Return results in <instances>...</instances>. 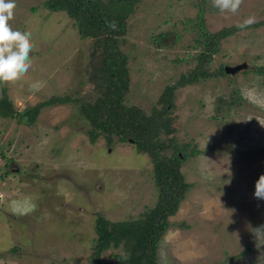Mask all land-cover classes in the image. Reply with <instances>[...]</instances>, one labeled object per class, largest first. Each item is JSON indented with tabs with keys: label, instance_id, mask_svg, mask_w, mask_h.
<instances>
[{
	"label": "rangeland",
	"instance_id": "374dc122",
	"mask_svg": "<svg viewBox=\"0 0 264 264\" xmlns=\"http://www.w3.org/2000/svg\"><path fill=\"white\" fill-rule=\"evenodd\" d=\"M44 0H15V29L32 33V65L20 80L0 83L17 110L53 95L72 98L44 105L34 121L0 115V264H97L92 261L95 217L139 216L154 205L158 188L147 152L131 139L90 140V123L79 98L92 38H81L65 11ZM199 0H141L127 19L121 49L128 55L127 105L160 107L164 87L196 62ZM210 30L264 19V0H243L236 14L221 13L204 1ZM172 30L173 45L154 36ZM209 63L246 62L234 73L217 74L177 87L171 110L177 142L187 144L180 166L191 182L177 211L169 216L157 245L162 264H264V200L254 198L264 174V24L237 28L220 41ZM241 97L217 111L219 96ZM262 124V125H261ZM165 150V149H164ZM170 153V149L165 150ZM231 173V175H229ZM245 246L253 249L240 253ZM111 249L101 257L116 264Z\"/></svg>",
	"mask_w": 264,
	"mask_h": 264
},
{
	"label": "trees",
	"instance_id": "16d2710c",
	"mask_svg": "<svg viewBox=\"0 0 264 264\" xmlns=\"http://www.w3.org/2000/svg\"><path fill=\"white\" fill-rule=\"evenodd\" d=\"M141 0H44L43 5L51 11H65L72 18L81 38H92L89 53V66L86 79L92 83L90 90L79 98L81 116L88 120L90 140L99 135L106 136L111 142L116 134L119 140L131 139L142 152H147L153 163L154 180L158 195L154 205L144 209L139 216L124 219H110L100 211L96 212V237L92 245L91 260L97 264H108L101 257L102 252L111 249L116 264H162L157 259V245L160 237L171 225L169 216L174 214L191 182L184 179L180 170L188 154L187 144L179 143L171 110L174 107V92L177 87L199 82L214 75L226 74L225 64L215 71L209 69L214 52L219 49L222 38L238 27L223 26L210 30L205 24L204 1L199 0L198 35L195 45L200 49L195 54L193 66L179 74L172 83L167 84L158 98L160 107L153 106L150 111L137 106L127 105L124 100L130 88L128 55L121 49L120 43L127 32V19L135 12ZM115 21L117 28L112 30L106 22ZM264 24V19L253 25ZM176 34L172 30L163 31L154 36L158 45H173ZM256 69L264 73V66ZM78 100L67 95H53L36 104L17 110L8 97L6 87L0 90V115L26 117L34 121L44 105ZM240 95L232 91L229 98L219 96L216 100L217 111H227L230 106L240 102ZM171 151L167 153L165 150ZM165 149V150H164ZM253 249L245 246L240 253Z\"/></svg>",
	"mask_w": 264,
	"mask_h": 264
},
{
	"label": "clouds",
	"instance_id": "9594fccd",
	"mask_svg": "<svg viewBox=\"0 0 264 264\" xmlns=\"http://www.w3.org/2000/svg\"><path fill=\"white\" fill-rule=\"evenodd\" d=\"M211 2L221 13L236 14L243 0H211ZM15 8V0H0V83L20 80L32 65L30 56L33 50L32 33L27 30L22 31L18 27L14 29L9 24L14 18ZM106 23L109 28L116 30L115 21ZM253 23L255 17L249 16L237 27L244 29ZM254 198L264 200V174H261L255 182Z\"/></svg>",
	"mask_w": 264,
	"mask_h": 264
},
{
	"label": "water",
	"instance_id": "95a60500",
	"mask_svg": "<svg viewBox=\"0 0 264 264\" xmlns=\"http://www.w3.org/2000/svg\"><path fill=\"white\" fill-rule=\"evenodd\" d=\"M246 65V62L236 64H225L224 69L227 73H234L236 70L240 69L241 67H245Z\"/></svg>",
	"mask_w": 264,
	"mask_h": 264
}]
</instances>
